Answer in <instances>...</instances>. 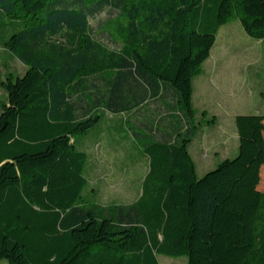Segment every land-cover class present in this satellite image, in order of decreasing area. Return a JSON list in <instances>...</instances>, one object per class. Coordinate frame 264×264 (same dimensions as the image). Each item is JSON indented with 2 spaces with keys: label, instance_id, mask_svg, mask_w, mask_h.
I'll return each instance as SVG.
<instances>
[{
  "label": "trees",
  "instance_id": "1",
  "mask_svg": "<svg viewBox=\"0 0 264 264\" xmlns=\"http://www.w3.org/2000/svg\"><path fill=\"white\" fill-rule=\"evenodd\" d=\"M107 7L121 45L91 23ZM0 17L22 26L2 46L27 66L0 79V264H264V115L238 114L237 154L204 175L190 151L215 120L197 119L193 80L232 19L264 39V0H0ZM106 112L147 161L130 203L85 202L92 145L76 136Z\"/></svg>",
  "mask_w": 264,
  "mask_h": 264
},
{
  "label": "rangeland",
  "instance_id": "2",
  "mask_svg": "<svg viewBox=\"0 0 264 264\" xmlns=\"http://www.w3.org/2000/svg\"><path fill=\"white\" fill-rule=\"evenodd\" d=\"M121 20L117 10L109 7L91 17L96 35L115 46L122 43L120 38L119 42L113 40L116 35L115 27ZM228 23L233 31L232 41L223 44L221 42L223 36L219 37L211 51V56L203 65V71L193 80L196 89L194 107L197 110V119L201 120L203 109H208L206 110L208 117L220 118L226 126L229 121L232 122V115L235 113L248 112L264 115V96L262 95L264 91V39L248 35L237 18ZM18 27L22 26L17 23L7 24L0 17V79L10 74L22 75L27 69L25 64L15 55L3 49L2 46L5 39ZM225 30L224 27L221 31L222 35ZM106 78H110L108 74H106ZM202 79L206 80V88L203 93L199 88V80ZM97 83L101 89L104 88L105 80L99 79ZM7 100L8 92L0 81V113L1 102ZM156 107L157 103L151 102L147 109L141 108L132 117L142 119L149 115L153 109L156 110ZM126 117L127 115L122 113L119 116H111L106 112V115L89 133L76 136V144L79 147L83 148V144L92 145V147H88L92 156L88 168L90 187L84 195L87 203L94 202L103 205L130 203L139 196L140 182L147 170V161L137 153L138 148L133 144V137L129 129V126L133 124L130 119L126 122ZM207 123L204 120L202 126L204 127ZM113 124H117V127L113 128ZM233 124L236 126L235 122ZM223 129L225 128L223 127ZM204 130L200 128L196 140L202 138ZM221 132L224 133V130ZM196 140L190 145V151L198 163L199 175H204L224 159L222 158L223 153L215 157V164L202 167L194 152ZM96 142L99 144L94 146L93 144ZM114 146H117V151ZM236 154H229V156L234 157ZM263 185L264 174L259 185L260 189L264 187ZM159 260L161 264H188L186 256L172 257L160 254ZM2 264L9 263L7 260H3Z\"/></svg>",
  "mask_w": 264,
  "mask_h": 264
},
{
  "label": "crops",
  "instance_id": "3",
  "mask_svg": "<svg viewBox=\"0 0 264 264\" xmlns=\"http://www.w3.org/2000/svg\"><path fill=\"white\" fill-rule=\"evenodd\" d=\"M228 25H229V23H226V24L221 26V28L218 32L216 41L221 36H223V37H221V42L223 44H228L232 41L233 38L231 37V34L233 31H231L232 28H230ZM224 27L226 30H225V32H223V35H222L221 31L223 30ZM236 28H238V27L236 26ZM3 49H5L9 53L13 54L7 48L3 47ZM25 67H27V66H25ZM6 77H7V75H5V77H3L2 79L6 78ZM208 79H210V78L208 77ZM205 81H206L205 79L199 80V85H200L199 88L201 89L202 93H203L204 89L206 88ZM193 85H194V82H193ZM195 92H196V89H195V85H194L193 104H194ZM205 110H208V109H205ZM247 113L248 112L235 113L234 115H232V122L229 121L228 122L229 124H227V126L223 123V120L220 118H215V120L213 122L207 123L204 127L201 126V128L203 130L205 128V130H204V132L202 131V133H203L201 136L202 138H200V139L198 138L199 140H196L197 137L195 138L196 142H194L195 143L194 152H195L196 156L198 157V161L202 165V167H205L207 165L211 166L212 164H215L216 163L215 157L217 155H221L223 153L222 158L225 159L227 157H230L229 154H234V153L236 154L238 152V149H239V133H238L237 125L234 126L233 122L236 123V116L238 114H247ZM223 127L225 129H223ZM221 130H224V133H222ZM172 131H173V129L172 128L170 129L169 122H168L167 126H164L162 131H158L159 132L158 137L160 139H165L166 137L170 138ZM116 147L117 146H114V148H116ZM115 151H117V148L115 149ZM193 157H194V155H193ZM195 162H196V160H195ZM196 169H197V173L199 175V168H198L197 162H196ZM209 170H211V169H209ZM199 176H201V175H199ZM142 178H143V176H142ZM140 190H141V186H140ZM139 194H140V192H139Z\"/></svg>",
  "mask_w": 264,
  "mask_h": 264
}]
</instances>
